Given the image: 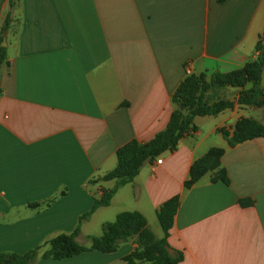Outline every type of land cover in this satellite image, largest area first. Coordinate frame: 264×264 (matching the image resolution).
<instances>
[{"label":"crops","instance_id":"obj_1","mask_svg":"<svg viewBox=\"0 0 264 264\" xmlns=\"http://www.w3.org/2000/svg\"><path fill=\"white\" fill-rule=\"evenodd\" d=\"M9 1L0 0V28ZM263 31L264 0H13L0 82V253H42L71 234L114 187L101 178L116 167L117 150L166 129L179 84L242 69ZM261 111L235 105L195 117L198 131L82 221L77 242L114 207V220L138 212L160 239L156 214L178 197L167 242L183 255L179 264H264V138L229 144L239 120L264 124ZM214 148L229 184L208 173L186 189L192 165ZM135 249L130 241L111 254L34 264H126Z\"/></svg>","mask_w":264,"mask_h":264},{"label":"trees","instance_id":"obj_2","mask_svg":"<svg viewBox=\"0 0 264 264\" xmlns=\"http://www.w3.org/2000/svg\"><path fill=\"white\" fill-rule=\"evenodd\" d=\"M13 0L9 1V11L0 28V43L10 24V11ZM257 57L248 62L242 69L230 72L200 74L187 76L177 87L171 98L174 109L164 131L146 142L132 140L120 147L116 152V167L101 178L102 182L114 181L115 185L109 190H103L100 197L94 199L91 209L79 218L78 225L71 234H60L50 239L46 245L48 249L41 253L42 247H37L22 255L14 253H0V264H34L38 258L60 261L87 252L111 254L118 250L120 244L127 243L133 236V229L140 233L137 236L138 248L123 257L126 264H179L183 255L179 252L171 254L167 239L173 227L179 198L173 197L166 201L156 217L162 231V238H157L148 228L146 219L138 212H123L116 216L114 222L105 223L101 227V236L89 237V248L77 242L82 221L88 220L99 208H105L117 191L130 184L140 173L146 163H152L166 152L176 150L180 140L193 135L198 127L193 123L195 117H216L235 105L240 107H254L264 110V90L261 86V75L264 68V31L259 36L255 47ZM9 65L6 49L0 46V76L4 67ZM250 85L249 88H246ZM233 92L237 99H232ZM227 136V132L220 130ZM264 138V124L252 119H241L236 123L230 146L245 141ZM223 151L211 149L196 161L190 170V177L184 186L190 189L206 173L220 168V158ZM212 183L229 184L224 169L216 171L211 179ZM29 207H38L37 203ZM41 253V254H40Z\"/></svg>","mask_w":264,"mask_h":264},{"label":"rangeland","instance_id":"obj_3","mask_svg":"<svg viewBox=\"0 0 264 264\" xmlns=\"http://www.w3.org/2000/svg\"><path fill=\"white\" fill-rule=\"evenodd\" d=\"M260 119H261L262 122H264V110L263 109H262L261 114H260ZM219 170H220V168L216 169L215 171H210L209 170L206 174L211 173L212 174V177H213L214 173L216 171H219ZM115 211H117L116 210V207H114V209H113V211H111V213H109V212L102 213L99 216V218L97 219V221L94 224H91L89 226V228H90V230H89L90 234L92 236H96V235L100 236L101 233H102V231H101V227L102 226L100 224H102V222H105V223H111V222H113L114 221V218L112 216H113V214H114ZM96 223H98V224H96ZM133 231H134L133 232V236L131 237V239L127 243H129L130 241H132V244H134L135 247H136V249H137L138 248L137 236H138V234L140 232L137 229H133ZM157 232H159V231H157ZM82 241H83V246L84 247L89 248L91 246V244H90L89 241H85V240H82Z\"/></svg>","mask_w":264,"mask_h":264},{"label":"water","instance_id":"obj_4","mask_svg":"<svg viewBox=\"0 0 264 264\" xmlns=\"http://www.w3.org/2000/svg\"><path fill=\"white\" fill-rule=\"evenodd\" d=\"M1 47H6L5 39H3ZM2 76H0V82H1Z\"/></svg>","mask_w":264,"mask_h":264},{"label":"built area","instance_id":"obj_5","mask_svg":"<svg viewBox=\"0 0 264 264\" xmlns=\"http://www.w3.org/2000/svg\"><path fill=\"white\" fill-rule=\"evenodd\" d=\"M162 163L161 160H156V165H160Z\"/></svg>","mask_w":264,"mask_h":264}]
</instances>
